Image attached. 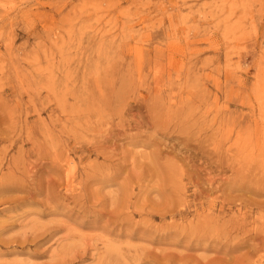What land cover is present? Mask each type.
Wrapping results in <instances>:
<instances>
[{
    "label": "rangeland",
    "instance_id": "obj_1",
    "mask_svg": "<svg viewBox=\"0 0 264 264\" xmlns=\"http://www.w3.org/2000/svg\"><path fill=\"white\" fill-rule=\"evenodd\" d=\"M0 264H264V0H0Z\"/></svg>",
    "mask_w": 264,
    "mask_h": 264
},
{
    "label": "built area",
    "instance_id": "obj_2",
    "mask_svg": "<svg viewBox=\"0 0 264 264\" xmlns=\"http://www.w3.org/2000/svg\"><path fill=\"white\" fill-rule=\"evenodd\" d=\"M164 1H168V0H164Z\"/></svg>",
    "mask_w": 264,
    "mask_h": 264
}]
</instances>
